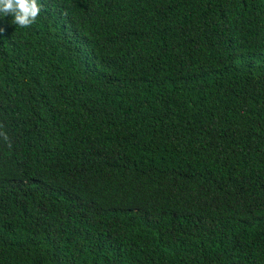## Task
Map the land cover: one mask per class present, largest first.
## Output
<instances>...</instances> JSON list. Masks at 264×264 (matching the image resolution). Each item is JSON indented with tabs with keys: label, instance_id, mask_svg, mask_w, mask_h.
Wrapping results in <instances>:
<instances>
[{
	"label": "trees",
	"instance_id": "trees-1",
	"mask_svg": "<svg viewBox=\"0 0 264 264\" xmlns=\"http://www.w3.org/2000/svg\"><path fill=\"white\" fill-rule=\"evenodd\" d=\"M0 16V264H264V0H39Z\"/></svg>",
	"mask_w": 264,
	"mask_h": 264
},
{
	"label": "clouds",
	"instance_id": "clouds-1",
	"mask_svg": "<svg viewBox=\"0 0 264 264\" xmlns=\"http://www.w3.org/2000/svg\"><path fill=\"white\" fill-rule=\"evenodd\" d=\"M41 5L39 0H0V16H12L11 23L21 28H27L34 24L40 14ZM0 125V137L8 146L11 142L6 132L2 130Z\"/></svg>",
	"mask_w": 264,
	"mask_h": 264
}]
</instances>
